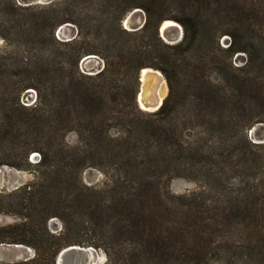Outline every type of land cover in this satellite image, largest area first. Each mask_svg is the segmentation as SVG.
<instances>
[{
	"label": "trees",
	"instance_id": "obj_1",
	"mask_svg": "<svg viewBox=\"0 0 264 264\" xmlns=\"http://www.w3.org/2000/svg\"><path fill=\"white\" fill-rule=\"evenodd\" d=\"M136 8L147 21L130 31ZM165 20L180 43L161 36ZM67 23L78 35L62 41ZM0 39V167L35 174L0 190V214L19 218L0 244L35 255L0 264H56L73 245L104 264H264V143L250 137L264 123V0H0ZM89 55L105 63L96 75L81 69ZM146 68L169 85L154 112L138 102ZM87 169L104 184L87 185ZM178 179L198 186L174 194Z\"/></svg>",
	"mask_w": 264,
	"mask_h": 264
},
{
	"label": "rangeland",
	"instance_id": "obj_2",
	"mask_svg": "<svg viewBox=\"0 0 264 264\" xmlns=\"http://www.w3.org/2000/svg\"><path fill=\"white\" fill-rule=\"evenodd\" d=\"M29 1H34V0H18V2L22 3V4H24L25 2H29ZM141 11H144V10L141 9ZM139 15H142V13H138L136 18H138ZM176 23H178V22H176ZM123 25H124V23H123ZM73 26H74V28L64 30L65 31L64 35L60 36V40L62 39V41H67V39H65L66 36L74 37L75 35L76 36L78 35L77 26H75L74 24H73ZM124 28H125V25H124ZM57 37H58V33H57ZM58 39H59V37H58ZM221 44L224 47L228 46L230 44V37L229 36L223 37L221 39ZM4 47H5V42H4V40L0 39V49H2ZM247 58L248 57L245 53L237 54L234 58L235 65H238V66L244 65L245 62L247 61ZM104 64L105 63H104L103 59H101L98 56V59H96L94 63L82 64V62H81V69L86 74L94 75L95 71L102 70ZM154 70L160 72L162 74L163 78L166 80L165 76L163 75V73L161 71L156 70V69H154ZM141 73H143V72H141ZM140 81H141V77H140ZM166 83L168 86V90H167V94L165 95V98L169 94V85H168L167 80H166ZM141 89H142V82L140 84V90ZM36 99H37L36 91L34 89H30V90H27L23 94L22 103L27 105V106H30L36 102ZM139 106L142 110L148 111V110L144 109L142 107V105H139ZM149 112H151V111H149ZM250 135H251V139H253L254 141H264V123L257 124L252 129V133ZM68 141L71 143L76 142V134L71 133L69 135ZM34 154L36 155L39 153H34ZM40 159L35 158V159H31V160L34 162H38ZM0 170H1V179L4 180V183H3L4 186H2L3 188L1 190L5 189L8 191H12V190L18 189L21 186L28 183L29 181L33 180L35 177V174L32 172L18 170V169L10 168L8 166L0 167ZM105 179H106L105 175L97 169H87L83 174V181L87 185H91V186H95V187L102 186L105 182ZM197 186L198 185L196 182L178 179V180H175L172 182L171 191L174 194H183V193H187L189 191L196 189ZM17 221H19V218H17L16 216L0 214V225L12 224V223H15ZM49 228L52 232L58 234L62 231L63 224H62L61 220H59L58 218H52L49 221ZM98 251H99V263L98 264H104L108 259L107 255L103 250H98ZM34 255H35V251L31 248L26 249V248H22V247L21 248L16 247V245L0 244V262H2V261H4V262H17V261H21V260H27L29 258L34 257Z\"/></svg>",
	"mask_w": 264,
	"mask_h": 264
},
{
	"label": "water",
	"instance_id": "obj_3",
	"mask_svg": "<svg viewBox=\"0 0 264 264\" xmlns=\"http://www.w3.org/2000/svg\"><path fill=\"white\" fill-rule=\"evenodd\" d=\"M34 1L25 2L23 5L29 6V5H34V4H50V3H52L55 0H34ZM20 4H22V3H20ZM140 12L144 16V21L143 20H138L136 18L138 13H140ZM141 21H142V24H141ZM146 21H147V17H146L145 12L141 11V9H139V8H136V9H134L133 11H131L127 15V17L124 20V25H125V28L130 30V31H137V30L142 29L145 26ZM165 21H167V20H165ZM127 22H129V24L131 25L130 26L131 29L127 27V25H126ZM70 28H74L73 24H71V23H67V24L61 26L58 29V32H57L59 39H60L61 35H64V32H65L64 30L65 29H70ZM181 32H182V35H181L180 39H176L175 41H173V40L170 41V40H167L166 37H164V31L162 29V25L160 27V33H162L161 36L169 44H178V43H180L183 40V37H184V29H183L182 26H181ZM76 37H77L76 35L74 37L66 36L65 39H67V41H70V40L75 39ZM96 59H98L97 55L86 56L82 60V64L94 63ZM103 69H104V66H103L102 70ZM102 70L95 71L94 75L100 73ZM141 82H142V73H141ZM141 91H142V89L139 91L138 101L140 100ZM165 99L162 101V103L160 104V106L157 109H155V110H153L151 112L159 110L161 108V106L164 104ZM139 104L141 105L140 101H139ZM251 133H252V130H251L250 134ZM250 137H251V135H250ZM254 142L255 143H264V141H254ZM36 156H37V159H39L40 155L36 154ZM3 183H4V180L1 179V170H0V190L3 188L2 186H4ZM20 246L28 248V247L23 246V245H16V247H20ZM98 263H99V251H98V249H96V248H94L92 246H90V247H82V246H79V245H73V246H69V247L63 249L59 253V255L57 257V261H56V264H98Z\"/></svg>",
	"mask_w": 264,
	"mask_h": 264
},
{
	"label": "bare ground",
	"instance_id": "obj_4",
	"mask_svg": "<svg viewBox=\"0 0 264 264\" xmlns=\"http://www.w3.org/2000/svg\"><path fill=\"white\" fill-rule=\"evenodd\" d=\"M141 13V12H140ZM138 20L144 21V16L139 15ZM142 24V21H141ZM127 27L131 29L129 22L126 23ZM164 37L167 40L180 39L181 25L172 20H167L162 24ZM168 86L162 74L153 69H144L142 73V91L140 93V102L144 109L153 111L157 109L162 103L165 95L167 94ZM22 246H20L21 248ZM25 248V247H22Z\"/></svg>",
	"mask_w": 264,
	"mask_h": 264
},
{
	"label": "built area",
	"instance_id": "obj_5",
	"mask_svg": "<svg viewBox=\"0 0 264 264\" xmlns=\"http://www.w3.org/2000/svg\"><path fill=\"white\" fill-rule=\"evenodd\" d=\"M37 159V156L34 154L33 156H32V159ZM41 158V156H39V159ZM34 162V161H33Z\"/></svg>",
	"mask_w": 264,
	"mask_h": 264
},
{
	"label": "crops",
	"instance_id": "obj_6",
	"mask_svg": "<svg viewBox=\"0 0 264 264\" xmlns=\"http://www.w3.org/2000/svg\"><path fill=\"white\" fill-rule=\"evenodd\" d=\"M27 249V248H26Z\"/></svg>",
	"mask_w": 264,
	"mask_h": 264
}]
</instances>
